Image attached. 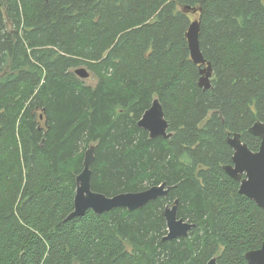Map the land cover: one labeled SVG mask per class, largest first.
I'll list each match as a JSON object with an SVG mask.
<instances>
[{
    "label": "trees",
    "instance_id": "obj_1",
    "mask_svg": "<svg viewBox=\"0 0 264 264\" xmlns=\"http://www.w3.org/2000/svg\"><path fill=\"white\" fill-rule=\"evenodd\" d=\"M196 20L210 89L187 39ZM155 98L170 138L138 125ZM258 120L264 0H0V264H248L264 210L224 167L234 133L260 148ZM91 145L94 191L167 182L168 196L69 219ZM175 200L195 226L166 240Z\"/></svg>",
    "mask_w": 264,
    "mask_h": 264
},
{
    "label": "water",
    "instance_id": "obj_2",
    "mask_svg": "<svg viewBox=\"0 0 264 264\" xmlns=\"http://www.w3.org/2000/svg\"><path fill=\"white\" fill-rule=\"evenodd\" d=\"M196 11V10H195ZM200 21L192 22L187 32V39L192 60L202 66L199 85L204 89L212 87V65L207 61L200 47ZM76 73L81 78H88L90 73L84 67L78 68ZM139 127L144 128L151 138L162 136L170 138V124L165 117L163 106L158 98L153 100L152 106L145 111L138 122ZM249 132L261 139L260 148L257 151L250 149L242 140L238 132L228 137V143L234 149L233 164L226 165V172L235 180L240 181V192L264 210V122L256 121ZM95 146L91 145L85 152L83 170L76 177L75 209L68 216L69 219L83 215L87 210H93L97 214L108 212L115 208H126L134 211L144 207L151 200L168 196L171 186L164 182L137 192H123L114 196H107L92 189V165L95 161ZM178 200L173 205L166 206L164 216L166 218L168 233L164 239L187 237L195 224L185 221L178 214ZM248 264H264V243L259 249L246 253ZM207 264H218L217 258H212Z\"/></svg>",
    "mask_w": 264,
    "mask_h": 264
},
{
    "label": "rangeland",
    "instance_id": "obj_3",
    "mask_svg": "<svg viewBox=\"0 0 264 264\" xmlns=\"http://www.w3.org/2000/svg\"><path fill=\"white\" fill-rule=\"evenodd\" d=\"M93 76H89L88 78H86L85 80L87 81V83H90V84H95V82H96V78H92Z\"/></svg>",
    "mask_w": 264,
    "mask_h": 264
}]
</instances>
